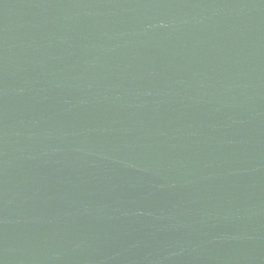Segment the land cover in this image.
Instances as JSON below:
<instances>
[{
  "label": "water",
  "instance_id": "1",
  "mask_svg": "<svg viewBox=\"0 0 264 264\" xmlns=\"http://www.w3.org/2000/svg\"><path fill=\"white\" fill-rule=\"evenodd\" d=\"M0 264H264V0H0Z\"/></svg>",
  "mask_w": 264,
  "mask_h": 264
}]
</instances>
